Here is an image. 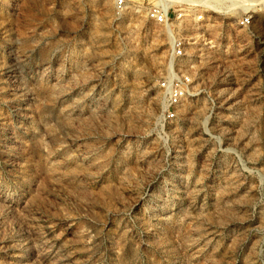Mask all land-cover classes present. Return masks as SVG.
<instances>
[{
	"label": "rangeland",
	"instance_id": "374dc122",
	"mask_svg": "<svg viewBox=\"0 0 264 264\" xmlns=\"http://www.w3.org/2000/svg\"><path fill=\"white\" fill-rule=\"evenodd\" d=\"M116 1L0 0V264H264V4Z\"/></svg>",
	"mask_w": 264,
	"mask_h": 264
},
{
	"label": "built area",
	"instance_id": "2783aa9c",
	"mask_svg": "<svg viewBox=\"0 0 264 264\" xmlns=\"http://www.w3.org/2000/svg\"><path fill=\"white\" fill-rule=\"evenodd\" d=\"M255 0H239L236 7L237 10L243 11V15L240 16L236 22V25L241 29H249L253 25V11L260 4L255 5ZM116 7L119 10L125 8V0H117ZM170 12L162 8V6L154 5L148 12L147 17L149 20L158 24H167L170 20ZM201 19V16H199ZM185 56L184 44L178 42L172 49V61L177 62L183 59ZM192 80L188 74L172 71L167 78L161 83V87L166 97V112L164 114L165 120H175L177 118L178 108L182 105L183 101L189 95Z\"/></svg>",
	"mask_w": 264,
	"mask_h": 264
},
{
	"label": "bare ground",
	"instance_id": "6f19581e",
	"mask_svg": "<svg viewBox=\"0 0 264 264\" xmlns=\"http://www.w3.org/2000/svg\"><path fill=\"white\" fill-rule=\"evenodd\" d=\"M172 1H179V2H182V1H188V2H191V0H170L169 2L170 3H172ZM194 1V0H193ZM197 2H199L198 0H196ZM196 1L194 2V3H196ZM230 2H229V5H230V7H229V9H232V10H237V8L239 9V7H236V5H238V3H239V0H229ZM177 3V2H176ZM254 4L255 5H258V4H260V5H262V4H264V0H255L254 1ZM169 5V4H168ZM170 6V5H169Z\"/></svg>",
	"mask_w": 264,
	"mask_h": 264
}]
</instances>
